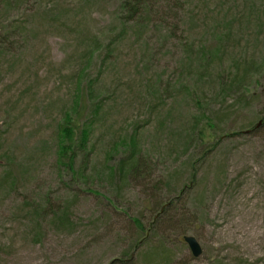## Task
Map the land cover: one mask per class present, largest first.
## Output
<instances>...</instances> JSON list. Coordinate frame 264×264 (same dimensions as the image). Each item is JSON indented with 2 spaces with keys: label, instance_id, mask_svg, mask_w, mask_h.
I'll return each instance as SVG.
<instances>
[{
  "label": "rangeland",
  "instance_id": "374dc122",
  "mask_svg": "<svg viewBox=\"0 0 264 264\" xmlns=\"http://www.w3.org/2000/svg\"><path fill=\"white\" fill-rule=\"evenodd\" d=\"M128 11L0 0V264H264V0ZM80 87L75 179L57 146Z\"/></svg>",
  "mask_w": 264,
  "mask_h": 264
},
{
  "label": "trees",
  "instance_id": "16d2710c",
  "mask_svg": "<svg viewBox=\"0 0 264 264\" xmlns=\"http://www.w3.org/2000/svg\"><path fill=\"white\" fill-rule=\"evenodd\" d=\"M144 1L147 0H122V6L123 8L128 11L129 13H135L137 12L139 5L142 7V4ZM141 10V9H140ZM239 81V80H235ZM83 94V90L77 91L76 99L74 103L71 106V110H69L68 113L64 115V120L59 125L58 128V134L60 135V140L58 142L57 146V158L60 163V167L65 169L66 171H69L71 173V176L75 179L77 178H85L86 173V160H83L84 167L81 165H78L77 159L80 157L82 159H88V154L90 151L86 147L89 141L90 136V130L89 127H81L79 128L78 125L81 123L79 120L80 117V111H81V97ZM100 109V106L98 105L96 111ZM97 113V112H96ZM211 123V122H210ZM85 124V122H83ZM210 125V124H209ZM212 125V124H211ZM134 136V134H132ZM216 143V142H215ZM213 143V145L215 144ZM128 147L130 150H132V153L136 151V139L135 137H132L128 141ZM133 157H135L133 155ZM139 159L134 160L133 158H129L126 156L122 157L120 161H118L116 164H114L110 168V174L112 177H115L116 175H122V176H128L131 173H134L137 171V162ZM194 177V176H193ZM192 177V178H193ZM190 182H192V179L190 178ZM188 185H185L182 188V191L184 188H188ZM165 204L161 206V208L164 207ZM161 209L158 210L160 212ZM133 221L135 222V226L137 228V231L141 233V237H136L135 242H133V246L131 247V251L134 249L136 243H139L141 240L146 239V236L150 234L151 227H145V225L142 223V221L139 218H133ZM148 254H151L155 257L156 254L163 255L166 253L160 243L155 242L151 243L149 246ZM131 253V252H130ZM147 254V255H148ZM126 257H131V254H127Z\"/></svg>",
  "mask_w": 264,
  "mask_h": 264
},
{
  "label": "water",
  "instance_id": "95a60500",
  "mask_svg": "<svg viewBox=\"0 0 264 264\" xmlns=\"http://www.w3.org/2000/svg\"><path fill=\"white\" fill-rule=\"evenodd\" d=\"M183 239L189 246L190 251L192 252L193 256L195 257L199 256L201 253V248L197 240L193 236H184Z\"/></svg>",
  "mask_w": 264,
  "mask_h": 264
}]
</instances>
